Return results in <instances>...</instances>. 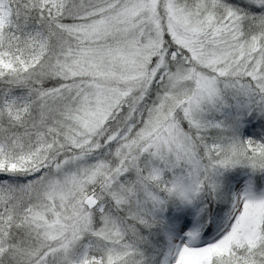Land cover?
Here are the masks:
<instances>
[{
    "label": "snow or ice",
    "instance_id": "obj_1",
    "mask_svg": "<svg viewBox=\"0 0 264 264\" xmlns=\"http://www.w3.org/2000/svg\"><path fill=\"white\" fill-rule=\"evenodd\" d=\"M0 264H264V0H0Z\"/></svg>",
    "mask_w": 264,
    "mask_h": 264
}]
</instances>
